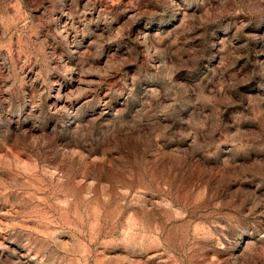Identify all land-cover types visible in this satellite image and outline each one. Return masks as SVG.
Here are the masks:
<instances>
[{"label":"rangeland","instance_id":"rangeland-1","mask_svg":"<svg viewBox=\"0 0 264 264\" xmlns=\"http://www.w3.org/2000/svg\"><path fill=\"white\" fill-rule=\"evenodd\" d=\"M0 264H264V0H0Z\"/></svg>","mask_w":264,"mask_h":264},{"label":"clouds","instance_id":"clouds-1","mask_svg":"<svg viewBox=\"0 0 264 264\" xmlns=\"http://www.w3.org/2000/svg\"><path fill=\"white\" fill-rule=\"evenodd\" d=\"M243 9L241 8H237V11H242ZM235 13L234 12H230L228 11L227 8H223L221 10H218L216 12H205L203 14L204 18L206 19L208 16H212V15H216V16H223V15H234ZM241 27H243V25H241Z\"/></svg>","mask_w":264,"mask_h":264}]
</instances>
